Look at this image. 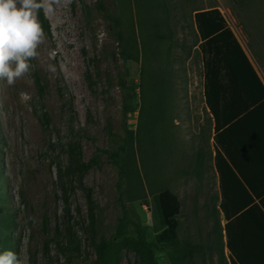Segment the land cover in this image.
<instances>
[{"label":"rangeland","instance_id":"rangeland-1","mask_svg":"<svg viewBox=\"0 0 264 264\" xmlns=\"http://www.w3.org/2000/svg\"><path fill=\"white\" fill-rule=\"evenodd\" d=\"M97 1L60 0L53 4L46 15L52 35L44 33L38 55L30 61V71L14 86L0 80V222L9 214L13 216L10 249L24 264H69L61 249L69 220L82 259L92 261L96 254L91 240L111 237L123 216L117 168L105 160L101 167L90 168L82 176L76 169V161L87 162L97 148L108 146L110 127L123 134L125 94L119 80L132 78L131 64L121 58L119 44L97 9ZM106 1L126 23L137 27L133 0ZM161 2L165 6L158 14L166 20L163 32L169 39L163 45L160 64L172 67L170 99L163 104L159 84L146 96L147 116L151 113L156 118L158 134L155 148L144 145L141 167L142 173L149 175L146 198L129 201L124 196L123 201L148 227V240L157 244L158 262L171 264V245L160 242L151 228L148 199L152 190L168 187L182 199L181 239L210 242L208 235H213L214 227V218L207 219L202 207L205 191L196 195L198 182L183 174L190 169L193 144L209 132L203 64L197 52L188 55L187 49L175 43L194 41L193 28H185L192 25L194 9L218 7L254 62L264 64V0ZM99 33H103L102 42ZM158 63H147L146 68ZM49 65L55 66V72L48 71ZM21 92L29 96L27 101L21 100ZM140 101V97L134 100L138 105L127 122L135 132ZM161 121L166 125L163 133ZM213 183L209 182L212 188ZM5 232L0 224V253ZM204 254L205 263L200 258L198 264H221V254L214 246ZM136 260L133 251L124 250L120 262L135 264Z\"/></svg>","mask_w":264,"mask_h":264},{"label":"trees","instance_id":"trees-1","mask_svg":"<svg viewBox=\"0 0 264 264\" xmlns=\"http://www.w3.org/2000/svg\"><path fill=\"white\" fill-rule=\"evenodd\" d=\"M118 1L130 0H111V2ZM246 1L248 0H240V3H247ZM106 2V0H98L97 9L111 27V33L120 47L121 58L131 64L132 78L119 80L125 94L121 123L123 134L110 127L108 146L97 148L87 162L76 161V169L82 176L90 168L101 167L105 160L115 166L119 174L118 190L123 205V216L115 234L109 238L100 237L91 240L96 254L94 260L82 259L80 244L70 220L66 242L61 249L66 254L69 264H121L124 250L135 253L137 257L135 264H160L156 258L157 244L148 240V227L137 215L127 209L123 199L124 196L129 201L146 198L145 183L146 179L149 180V175L142 173L141 166L145 160L144 145L148 144L155 148L158 138L156 118L152 117L151 113L147 116L146 96L159 84L163 104L166 98L170 99L174 75L171 73L172 67L164 68L161 61L165 54L163 45L167 43L169 36L163 32L166 20L158 14L165 5L161 0H133L137 15V27H134L126 23L121 13L113 12ZM169 10L168 7V17H170ZM37 18L44 33L50 37L51 24L43 9L37 11ZM190 26L195 33L194 41L191 44L187 40L175 44L187 49L188 55H192L191 53L195 51L201 56L205 105L210 115L209 132L214 131L212 145L216 152L214 160L222 195L219 210L230 219L238 211V207L230 209L232 202L242 201L240 207L243 208L248 202L254 201V194H257L253 190V183L241 173L234 158V148L240 142L239 138H242L239 135L240 129L249 115L264 109V84L236 33L218 7L194 9L192 25L188 23L185 28ZM157 61L159 63L156 66L146 68L147 63L154 65ZM34 78L37 83L40 81L38 75L35 74ZM137 97H140L141 108L140 121L135 132L128 127L127 122L131 114L136 111L138 104L134 100ZM164 128L166 129L165 121L164 123L161 121V133ZM206 138L209 142L212 138L211 132L207 133ZM65 202L68 211V198H65ZM148 207L153 232L160 242L172 247L169 253L171 264H198L200 258L205 263L204 250L213 246L217 247L221 254V263L228 264L224 260L223 249L220 248L222 233L219 220L213 227L217 234L216 239L211 243L195 242L180 237L183 201L174 190L168 187L152 190ZM214 211L215 208L211 210L213 215H215ZM12 222L11 214L4 222H0L6 229L5 241L2 243L3 252L11 251ZM234 230H236V222H228L226 231L230 264H246L245 255L240 254L242 244L236 239Z\"/></svg>","mask_w":264,"mask_h":264},{"label":"crops","instance_id":"crops-1","mask_svg":"<svg viewBox=\"0 0 264 264\" xmlns=\"http://www.w3.org/2000/svg\"><path fill=\"white\" fill-rule=\"evenodd\" d=\"M247 54L264 84V64H260L259 62L256 64L252 56L248 52ZM208 116L210 115L208 114ZM210 132L212 138L209 142L207 141L206 134L204 138H201V141L199 140L197 143L195 142L193 144L190 169L183 170V174L186 176H193L198 182V185L201 186V188L197 186L195 190L196 195H199L202 190L205 191L206 201L202 206L206 210L205 217L207 219L211 217L214 218V224H217L219 220L221 224L222 237L220 248L222 247L221 249H223L222 253L225 262L230 264L226 224L234 221L236 222V230H234L237 235L236 239L242 244L240 247V254L245 255L244 260L246 264H264V109H260L249 115L240 129L239 135L242 138H239L240 142L239 139L237 140L239 143L234 148L236 163L241 173L250 180V183H253V190L256 191L257 194H254L255 200L248 202L243 208L240 207L242 201L232 202L230 204V209L238 207V211L230 219L226 217L222 210H219L222 195L220 179L214 160L216 152L212 145L214 131ZM210 181H214L213 188L209 184ZM214 208L216 209V211H214L215 215L211 213V210ZM216 236L217 234L214 229L213 235H208L211 241L216 239ZM211 249L205 248L204 252L206 250L211 251Z\"/></svg>","mask_w":264,"mask_h":264},{"label":"clouds","instance_id":"clouds-1","mask_svg":"<svg viewBox=\"0 0 264 264\" xmlns=\"http://www.w3.org/2000/svg\"><path fill=\"white\" fill-rule=\"evenodd\" d=\"M60 0H0V80L14 86L31 68L30 61L38 55V48L44 41V31L37 19L36 12L43 9L45 14L53 4ZM102 42L103 33L98 34ZM48 71L55 72V66L49 65ZM22 101L29 96L21 92ZM0 264H24L18 253L5 251L0 253Z\"/></svg>","mask_w":264,"mask_h":264}]
</instances>
